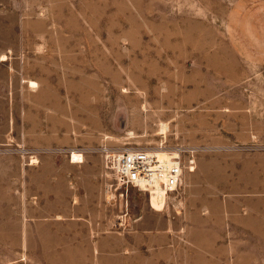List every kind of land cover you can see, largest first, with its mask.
Returning a JSON list of instances; mask_svg holds the SVG:
<instances>
[{
	"label": "rangeland",
	"instance_id": "374dc122",
	"mask_svg": "<svg viewBox=\"0 0 264 264\" xmlns=\"http://www.w3.org/2000/svg\"><path fill=\"white\" fill-rule=\"evenodd\" d=\"M22 17L34 24L17 25ZM22 33L45 40L17 41ZM34 50L45 63L41 82L61 88L50 93L62 102L54 96L41 115L69 130L82 160L103 164L107 147L164 142L194 150L196 161L213 150L210 167L224 188L264 176V0H0V54ZM19 150L21 163H39L33 146ZM112 184L105 204L116 231L142 213L168 219L145 193ZM27 204L33 249L0 250V264H54L37 248L38 201Z\"/></svg>",
	"mask_w": 264,
	"mask_h": 264
},
{
	"label": "crops",
	"instance_id": "0c3cea01",
	"mask_svg": "<svg viewBox=\"0 0 264 264\" xmlns=\"http://www.w3.org/2000/svg\"><path fill=\"white\" fill-rule=\"evenodd\" d=\"M33 24L24 17L17 21ZM41 38L22 33L16 40ZM41 65V50L0 54V250L33 249L23 214L36 198L37 248L54 264H84L80 251L88 264H264V176L224 188L210 167L211 149L200 153L193 171H184L181 202L164 212L168 219L142 213L116 231L105 204L111 176L104 163L91 155L73 161L77 148L69 130L46 125L51 119L41 115V105L55 103L54 96L62 102L50 93L60 87L41 82ZM29 146L38 150L36 166L20 161L19 147Z\"/></svg>",
	"mask_w": 264,
	"mask_h": 264
},
{
	"label": "built area",
	"instance_id": "2783aa9c",
	"mask_svg": "<svg viewBox=\"0 0 264 264\" xmlns=\"http://www.w3.org/2000/svg\"><path fill=\"white\" fill-rule=\"evenodd\" d=\"M158 149L167 152L161 157L154 151L143 148H105L104 166L113 181L115 190L135 188L148 196L149 207L166 212L180 204V188L184 171L195 169L194 150L185 147L169 149L160 142ZM153 195H159L152 203Z\"/></svg>",
	"mask_w": 264,
	"mask_h": 264
},
{
	"label": "bare ground",
	"instance_id": "6f19581e",
	"mask_svg": "<svg viewBox=\"0 0 264 264\" xmlns=\"http://www.w3.org/2000/svg\"><path fill=\"white\" fill-rule=\"evenodd\" d=\"M32 84H35V82H32ZM161 126H162L161 133H164V131L166 130V124L162 123ZM149 150L156 152L161 157H166L168 155L166 151L161 150V149H158V148L149 149ZM72 158H73V161L78 162V163L83 161L82 160V154H80V153H74ZM158 196L159 195H156V196L153 195V197H152V203H153V205H156L155 200H157V197Z\"/></svg>",
	"mask_w": 264,
	"mask_h": 264
}]
</instances>
